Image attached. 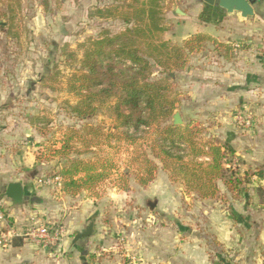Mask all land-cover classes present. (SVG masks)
Returning <instances> with one entry per match:
<instances>
[{
    "label": "rangeland",
    "instance_id": "obj_1",
    "mask_svg": "<svg viewBox=\"0 0 264 264\" xmlns=\"http://www.w3.org/2000/svg\"><path fill=\"white\" fill-rule=\"evenodd\" d=\"M21 1L22 8L12 34L7 35L8 26L0 21V175L3 176L0 180V211L7 217L6 229L19 231L10 224L2 204L7 199L4 197L6 183L21 180L26 184L30 181L33 189L49 190L55 199L61 201L62 207L64 203L71 208L85 202L100 205L104 210L102 221L106 223L103 228L107 232L118 231L115 223H119L122 233L130 234L128 227L131 226L134 232L152 233L153 238H158L156 241H159L161 233H165L171 240V249H176L173 239L181 231L185 241H177L176 244H184L187 251H192L185 257V264H194L197 257L194 256L195 251L209 245L214 252L211 259L221 260L223 264H242L239 256L228 255L224 247L212 238L215 237L212 221L221 218L218 217L221 213L214 214L211 221V208L195 206L201 199L185 186L186 182L177 175V168L171 164L169 173L165 169V158L153 157L151 147L155 127L133 143L126 141L116 130L117 122L109 106L100 108L96 116L85 121L75 118L70 111L69 107L76 104L77 98L68 93L67 79L80 66L78 61L82 52L78 45L99 38L103 31L115 35L126 28L120 20L92 19L90 15L96 8L129 4L130 1L50 0L48 12L40 0ZM186 3V0L164 1V26L169 30L156 38L157 43L181 45L174 33L173 23L182 22L175 9L187 11ZM1 7L5 9L3 2ZM65 46L68 48L64 52ZM70 52L76 53V61L69 57ZM159 71L154 70V79H165ZM48 75L54 76L53 79L42 83L40 79ZM170 79L172 88L168 95L170 100L178 102L175 111L181 114L183 97L174 78ZM236 114L232 115L233 121ZM200 120V117L188 118L184 126L194 123L192 127L198 131L196 141L200 144L218 142L209 135V126ZM169 123L172 124V117ZM84 125L83 136L93 142L98 141L100 145H93L87 150L77 139L74 141L76 150L73 149L67 158L92 162L96 167L103 165L108 169V177L94 190L76 194L39 186L37 179L58 175L66 162L63 154L56 155L52 151L61 148L64 137L69 133L68 128L82 130ZM92 129H100L102 134L98 140L89 132ZM239 130L247 132L243 128ZM145 156L156 166L153 179L147 185H143V180L149 177ZM218 184L221 189L224 188L222 182ZM218 196L223 197V194L220 195L219 191L217 196L209 199L215 200ZM150 203L155 204L154 209L150 208Z\"/></svg>",
    "mask_w": 264,
    "mask_h": 264
},
{
    "label": "crops",
    "instance_id": "obj_2",
    "mask_svg": "<svg viewBox=\"0 0 264 264\" xmlns=\"http://www.w3.org/2000/svg\"><path fill=\"white\" fill-rule=\"evenodd\" d=\"M186 2L187 11L175 9L182 20L173 23L179 42L205 33L233 49L227 58L208 43L189 56L184 70L172 73L183 97L181 116L184 122L200 117V122L209 126L213 140L233 149L227 167L235 166L236 176L244 181L233 191L219 186L223 197L199 200L195 206L211 208V221L214 214L221 213V218L212 221V238L228 255L239 256L242 264H264V0L256 1V14L248 19L239 13L223 12L204 0ZM238 112L254 117L250 131H240L233 121L232 115ZM14 182L23 185L26 199L20 205L9 199L2 204L18 233L33 224L62 225L67 237L57 249L16 238L10 248H0V264H185V257L192 254L184 244H176L185 241L181 231L173 239L176 249H171V240L165 233L156 241L152 233L134 232L131 226L130 234L122 233L119 223H115L118 231L107 232L100 205L85 202L71 208L64 203L62 207L49 190L33 189L30 181L25 184L12 180L6 183V189ZM91 222L95 223V234L72 244L75 234L86 231ZM195 252L194 264L218 261L211 259L214 252L210 245Z\"/></svg>",
    "mask_w": 264,
    "mask_h": 264
},
{
    "label": "trees",
    "instance_id": "obj_3",
    "mask_svg": "<svg viewBox=\"0 0 264 264\" xmlns=\"http://www.w3.org/2000/svg\"><path fill=\"white\" fill-rule=\"evenodd\" d=\"M49 1L40 0L47 12L50 11ZM129 1V4L96 8L90 15L92 19L120 20L126 28L115 35L103 31L99 38L78 45L82 52L78 61L80 66L67 79L68 93L77 98L76 104L69 107L71 113L80 121H85L107 105L117 122L116 130L126 141L133 143L155 127L151 147L153 157L165 158V169L169 173L173 164L179 178L186 182L185 186L201 200L217 196L219 182L229 191L242 186L244 181L227 167L234 154L228 144L215 141L200 144L196 141L198 131L192 127L194 123L183 127L169 123L178 107V102L170 100L168 95L172 88L170 74L184 70L189 56L201 51L208 43L227 58L233 48L205 33L190 35L181 45L157 43L156 38L169 30L164 26L165 0ZM21 8V0L0 2V21L8 26L7 35L12 34ZM67 48L65 46L63 51ZM75 56L76 53H69V57L76 61ZM155 69H159V74L165 75V79H154ZM53 77L48 75L40 80L44 83ZM85 130L86 125L82 130L68 128L69 133L64 137L61 148L49 150L66 157L61 171L54 175L62 178L60 191L66 194L92 191L109 175L103 165L96 167L92 162L67 158L73 149L76 150L74 141L77 139L87 150L93 145H100L98 141L93 142L83 136ZM89 132L96 136V140L102 134L100 129ZM144 161L149 166V177L143 180V185H147L153 179L156 166L147 156Z\"/></svg>",
    "mask_w": 264,
    "mask_h": 264
},
{
    "label": "built area",
    "instance_id": "obj_4",
    "mask_svg": "<svg viewBox=\"0 0 264 264\" xmlns=\"http://www.w3.org/2000/svg\"><path fill=\"white\" fill-rule=\"evenodd\" d=\"M238 47H236L237 49ZM235 123L246 131L253 127V117L246 112H238L234 116ZM235 169V166L230 168ZM63 180L59 176L40 178L37 180L39 186L53 187L60 189ZM7 217L0 211V248L8 249L12 246L16 238H22L29 244H34L46 249L60 248L67 237L64 227H51L46 224H33L26 228L22 233H17L14 229H6Z\"/></svg>",
    "mask_w": 264,
    "mask_h": 264
},
{
    "label": "water",
    "instance_id": "obj_5",
    "mask_svg": "<svg viewBox=\"0 0 264 264\" xmlns=\"http://www.w3.org/2000/svg\"><path fill=\"white\" fill-rule=\"evenodd\" d=\"M257 0H204L210 6H216L221 11L232 14L239 13L242 18L248 19L255 16L254 5ZM170 77L173 79L174 74H170ZM183 118L179 111H175L172 116V125L182 127L184 126ZM4 197L11 200L14 204L20 205L25 199L24 187L19 182L10 183L7 186ZM151 209L155 208V204H149ZM95 234V223L92 222L88 229L84 232L76 233L72 244H76L80 240L88 239ZM213 264H222L219 261L214 262Z\"/></svg>",
    "mask_w": 264,
    "mask_h": 264
}]
</instances>
